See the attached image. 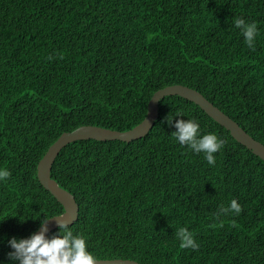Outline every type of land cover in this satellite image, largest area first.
Listing matches in <instances>:
<instances>
[{
  "label": "trees",
  "instance_id": "16d2710c",
  "mask_svg": "<svg viewBox=\"0 0 264 264\" xmlns=\"http://www.w3.org/2000/svg\"><path fill=\"white\" fill-rule=\"evenodd\" d=\"M234 16L256 23L253 48ZM177 84L264 144V0H0V264H12L10 238L64 213L38 180L50 146L84 125L130 130ZM177 112L224 139L215 164L171 135ZM51 177L75 196L69 227L96 260L264 264V160L180 96L160 101L140 139L68 144ZM232 199L241 212L218 215ZM181 226L198 248L180 246Z\"/></svg>",
  "mask_w": 264,
  "mask_h": 264
},
{
  "label": "clouds",
  "instance_id": "9594fccd",
  "mask_svg": "<svg viewBox=\"0 0 264 264\" xmlns=\"http://www.w3.org/2000/svg\"><path fill=\"white\" fill-rule=\"evenodd\" d=\"M235 28L242 34L245 43L249 48L255 46V37L258 28L255 22H247L242 17H233ZM183 116L177 112L166 119L169 124H173L175 131L172 136L181 144L186 145L194 153H202L204 159L209 165L215 164V153L224 146V139L218 137L214 132L201 133L200 124L195 119H175L173 117ZM10 177V171L7 168L0 167V182L6 181ZM241 206L235 199H232L227 206H220L219 214L234 213L239 214ZM65 215H53L50 218L44 216L40 220L39 231L32 232L24 238L12 237L8 244L13 249L7 253L12 264H97L94 254L89 250L86 238L74 232L69 227L71 219L65 218ZM56 218L58 230L51 236L46 235L47 221ZM21 219V218H20ZM26 219H21L24 221ZM176 238L181 247H190L196 249L199 247L193 232L187 227L181 226L176 229Z\"/></svg>",
  "mask_w": 264,
  "mask_h": 264
},
{
  "label": "water",
  "instance_id": "95a60500",
  "mask_svg": "<svg viewBox=\"0 0 264 264\" xmlns=\"http://www.w3.org/2000/svg\"><path fill=\"white\" fill-rule=\"evenodd\" d=\"M168 96H180L184 100H189L198 105L202 111H205L215 121L230 131L231 135L247 149L251 150L255 155L264 160V144L253 138L245 131L234 119L221 111L199 91L184 85H172L156 91L148 105L147 116L144 120L134 128L125 132L110 130L98 126L84 125L80 126L72 132L63 133L57 141H55L38 164V180L64 207L65 218L71 219L69 226L73 225L79 217V204L75 196L63 189L51 177V171L56 157L60 151L68 144L80 140H97L112 141L120 140L131 142L146 136L152 129L155 121L159 116V103ZM47 233L49 235L53 230L58 228L57 219L52 218L47 221ZM42 230L38 229L37 231ZM97 264H141L134 260L112 259V260H96Z\"/></svg>",
  "mask_w": 264,
  "mask_h": 264
}]
</instances>
